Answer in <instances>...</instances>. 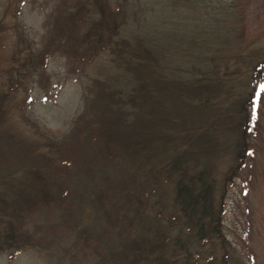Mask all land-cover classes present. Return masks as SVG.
<instances>
[{"label":"rangeland","instance_id":"obj_1","mask_svg":"<svg viewBox=\"0 0 264 264\" xmlns=\"http://www.w3.org/2000/svg\"><path fill=\"white\" fill-rule=\"evenodd\" d=\"M178 150L214 182L230 264H264V0H0V264L186 236Z\"/></svg>","mask_w":264,"mask_h":264},{"label":"trees","instance_id":"obj_2","mask_svg":"<svg viewBox=\"0 0 264 264\" xmlns=\"http://www.w3.org/2000/svg\"><path fill=\"white\" fill-rule=\"evenodd\" d=\"M108 28L110 29V27ZM91 39L93 38L91 37ZM98 40L100 39L98 38ZM46 55L47 53L45 52V57ZM44 62L45 60H43V64ZM262 63L258 62L255 65L257 72L262 68ZM166 93L169 98L168 92ZM163 96H166V94L162 93L161 96L162 104H165ZM136 117L141 118V115H137ZM243 139L245 140L244 136ZM244 149L245 146L239 152L238 157L240 161L246 158ZM172 154L176 156L173 160L174 167L176 168L173 166L172 168L179 171V175L175 178L178 179L176 182L178 189L176 201L188 220L189 225L187 226L186 236L183 231L178 232L172 237L168 236V233L166 235L165 227L161 228L157 223H154L149 227L150 229L146 227V229L143 228L140 231H136L132 242L127 241L125 237L123 238L122 243L124 246L118 254H115L119 256L120 261H114L111 259L112 257L105 256L99 262L96 261L93 264H201V262L216 264L219 258L222 264H230L227 246L228 239L222 225L223 211L215 203L213 180L205 170L190 174V178L186 179L184 174H188V172L185 169H189L188 163H186L188 160L187 154L182 151H179V153L173 152ZM177 160L182 166L179 167ZM241 164L240 162H235L232 171L235 172L239 169L242 166ZM180 172L182 173L181 175ZM171 176L174 177L172 174ZM120 192L122 194L125 193L128 199L123 202H119L120 200L117 199L115 202L119 204L120 212L124 214V222L130 225L129 228L131 230H137L134 226L136 224V211L131 212L129 210L132 208V202L129 199L132 198V195L136 199L138 197L136 194H133L134 191L131 190L130 192L128 188H126V191L124 188H121ZM136 204L138 205V203ZM172 225L174 228V223ZM15 232L16 229L12 224L5 231L6 235L11 236V238ZM206 246H209V248H206ZM219 247L223 248V252H217Z\"/></svg>","mask_w":264,"mask_h":264}]
</instances>
